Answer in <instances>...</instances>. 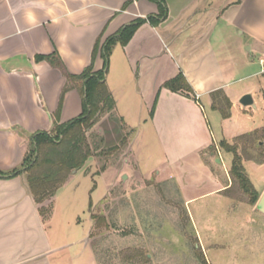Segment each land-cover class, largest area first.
I'll use <instances>...</instances> for the list:
<instances>
[{"label": "crops", "instance_id": "crops-1", "mask_svg": "<svg viewBox=\"0 0 264 264\" xmlns=\"http://www.w3.org/2000/svg\"><path fill=\"white\" fill-rule=\"evenodd\" d=\"M167 9L166 20L157 25L147 21L126 47L114 46L106 83L116 101L114 112L126 121L128 115H138L135 140L152 130L164 147L163 170L154 176L176 179L182 194L187 178L195 187L211 186L197 196L183 195L186 207L232 185L231 179L221 185L222 171L215 169L214 160L219 165L223 159L208 150L214 139L205 110L212 109L215 93L222 91L231 103L228 119L212 109L219 115L221 141L233 144L230 140L235 143L238 137L264 127L263 121L244 129L233 120L236 112L252 113L249 118H253L252 106L240 103L247 94L253 99L252 108L259 110L257 96L264 110V0H167ZM158 12L153 0H0V171L21 168L33 135L53 129L66 78L49 61L38 62L36 57L56 55L70 74L79 75L91 64L98 40L102 49L125 26ZM104 67L100 50L94 71ZM181 73L194 97L164 87ZM253 79L257 82L235 88ZM82 112L80 93L69 91L60 123ZM106 187L96 206L109 193ZM258 192L262 196L264 188ZM90 222L87 238L72 245H54L27 174L0 178V264H59L56 254L81 242L93 257L91 264H97L89 244L95 226L91 214Z\"/></svg>", "mask_w": 264, "mask_h": 264}, {"label": "rangeland", "instance_id": "rangeland-1", "mask_svg": "<svg viewBox=\"0 0 264 264\" xmlns=\"http://www.w3.org/2000/svg\"><path fill=\"white\" fill-rule=\"evenodd\" d=\"M250 82L256 83L257 79L238 83L235 88ZM255 102L259 110L251 107L252 119L249 118L252 113H235L233 120L242 123L244 129L264 121L263 104L257 96ZM223 108L227 109L225 103ZM205 111L216 142L211 138V144L215 145L216 157L223 159L219 165L214 160V167L222 171L221 185H224L228 179L232 181V154L220 146L223 132L218 113L209 107ZM128 117L126 121L115 112L103 116L87 134L93 148L100 139L102 145L96 156L83 169L73 172L57 191L47 230L51 242L65 246L87 238L91 214L103 216L107 221L100 228L94 226L89 239L97 264H200L201 252L208 264H264V215L250 204L239 186L201 197L185 207L183 195L197 196L211 186L203 183L195 187L192 179L187 178L182 194L176 179L169 175L154 176L163 170L164 147L152 130L136 141L138 115L132 113ZM131 122L135 124L131 126ZM115 146L118 150L110 151ZM243 157L249 178L261 192L264 167L256 161L261 158L256 142L247 146ZM103 166L105 170L101 171ZM101 174L105 175L99 177ZM96 184L98 187L94 188ZM106 186L109 193L96 206ZM93 222L95 225L96 221ZM84 247V242L66 246L56 254L55 260L59 264H91L93 257ZM137 251L142 255L132 261L127 259Z\"/></svg>", "mask_w": 264, "mask_h": 264}, {"label": "trees", "instance_id": "trees-1", "mask_svg": "<svg viewBox=\"0 0 264 264\" xmlns=\"http://www.w3.org/2000/svg\"><path fill=\"white\" fill-rule=\"evenodd\" d=\"M153 1L158 4V14L149 16L146 19H138L130 25L125 26L117 35L110 37L102 49H100V40H98L93 50L91 64L79 75L70 74L61 59L56 55L36 57L38 62L49 61L53 67L61 70L66 78V84L60 96L58 109L54 113L53 129L50 132H39L33 135L31 138V148L26 154L21 168L10 172L0 171V178L11 179L18 177L22 173L27 174L30 192L37 205L38 213L45 224L49 222L52 216L57 191L67 182L73 172L83 169L101 148L103 139H100L99 145L93 148L89 143L87 134L95 128L101 117L112 115L116 109L115 98L106 83L109 59L114 46L120 44L126 47L142 24L149 21L151 24L157 25L161 21L166 20L168 16L167 0ZM100 50L105 60V67L102 71L95 72L94 62ZM164 87L172 92L194 97L193 89L182 73L174 79L167 81ZM74 89L82 97L83 112L78 118L61 124L60 117L65 96L69 91ZM156 103L157 99L154 108ZM224 103L227 105L226 110L223 108ZM154 108L151 115H153ZM230 108L231 103L225 94L222 91L216 92L212 109L218 111L223 119H228L231 116ZM122 142L125 143L126 139ZM255 142L260 149L261 155V158L256 161L259 164H263L264 127L253 133L238 137L233 144L227 141H222L220 144L225 152L233 155L230 169L232 185L225 191H230L237 184L240 190L249 197L252 206L257 205L261 194L249 178L244 165L245 158L243 157V152H246L247 146ZM118 148V146H115L110 151L118 150ZM208 150L212 154H217L214 144ZM102 170H105L104 166L101 168ZM92 219L96 221L95 226L97 228H100L107 222L103 216L93 215ZM141 253L137 251L134 255L127 256V259H131L132 261L140 256L139 254ZM143 256L145 260L149 261L147 255ZM198 259L200 264H208L202 252L198 254Z\"/></svg>", "mask_w": 264, "mask_h": 264}, {"label": "water", "instance_id": "water-1", "mask_svg": "<svg viewBox=\"0 0 264 264\" xmlns=\"http://www.w3.org/2000/svg\"><path fill=\"white\" fill-rule=\"evenodd\" d=\"M240 103L245 106V107H248V106H253L254 102H253V99L251 97V95L247 94V95H244L241 100H240ZM218 162H220L218 160ZM123 179H126V176L123 177ZM256 208L257 210L262 213L264 215V193L262 194V196L260 197L257 205H256Z\"/></svg>", "mask_w": 264, "mask_h": 264}]
</instances>
